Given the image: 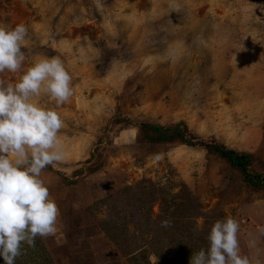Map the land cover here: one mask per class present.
Returning <instances> with one entry per match:
<instances>
[{
  "label": "rangeland",
  "instance_id": "obj_1",
  "mask_svg": "<svg viewBox=\"0 0 264 264\" xmlns=\"http://www.w3.org/2000/svg\"><path fill=\"white\" fill-rule=\"evenodd\" d=\"M18 24L25 67L59 57L74 87L39 98L64 122L41 174L59 216L19 264H189L227 217L264 264V0H0ZM214 146L249 154L252 181Z\"/></svg>",
  "mask_w": 264,
  "mask_h": 264
},
{
  "label": "clouds",
  "instance_id": "obj_2",
  "mask_svg": "<svg viewBox=\"0 0 264 264\" xmlns=\"http://www.w3.org/2000/svg\"><path fill=\"white\" fill-rule=\"evenodd\" d=\"M28 27L0 26V73H22L15 82L0 79V258L16 264L35 248L37 237L57 231L59 209L41 179L48 166H58L66 152L60 140L64 122L53 107L39 102L46 97L57 107L74 95L72 76L59 57H40L25 67L28 55L22 46ZM171 226L162 220L161 227ZM240 225L232 217L216 221L207 237V252L201 249L189 264H251L240 252ZM264 236V228L258 229ZM251 236V233H249ZM255 239L250 241L255 246Z\"/></svg>",
  "mask_w": 264,
  "mask_h": 264
},
{
  "label": "trees",
  "instance_id": "obj_3",
  "mask_svg": "<svg viewBox=\"0 0 264 264\" xmlns=\"http://www.w3.org/2000/svg\"><path fill=\"white\" fill-rule=\"evenodd\" d=\"M159 131V129H157ZM161 133V132H160ZM162 138V136L160 135ZM214 149L218 152L221 157L227 159L233 167L240 169L245 175L247 180L252 181L248 175V166L251 162V156L246 153H238L235 150L227 149L220 146H214ZM253 184L260 186L261 182L253 181ZM24 257L18 258V264Z\"/></svg>",
  "mask_w": 264,
  "mask_h": 264
}]
</instances>
